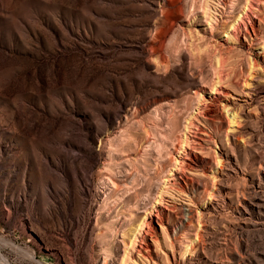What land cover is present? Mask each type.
Instances as JSON below:
<instances>
[{
    "label": "rangeland",
    "instance_id": "374dc122",
    "mask_svg": "<svg viewBox=\"0 0 264 264\" xmlns=\"http://www.w3.org/2000/svg\"><path fill=\"white\" fill-rule=\"evenodd\" d=\"M0 258L264 264V0H0Z\"/></svg>",
    "mask_w": 264,
    "mask_h": 264
},
{
    "label": "bare ground",
    "instance_id": "6f19581e",
    "mask_svg": "<svg viewBox=\"0 0 264 264\" xmlns=\"http://www.w3.org/2000/svg\"><path fill=\"white\" fill-rule=\"evenodd\" d=\"M208 3V2H207ZM207 5V4H206ZM248 5H249V3H248ZM209 5H207L206 7L210 10V8L208 7ZM250 7H251V5H250ZM207 8H206V10H207ZM208 10V11H209ZM247 11H250V8L248 7L247 9H246ZM208 11H205L206 12V14L207 15H211V14H209V13H207ZM212 12V11H211ZM208 18V17H207ZM207 24H212V22L211 21H208V23ZM253 32L255 33L256 32V28H255V26L253 25ZM229 110V109H228ZM230 111V110H229ZM228 111V112H229ZM230 114L232 115V120H231V122H233V119L237 116L236 115V112L234 111V112H230ZM189 123H191V122H189ZM186 141V144H188V141H187V137H186V139H185ZM166 188V187H165ZM182 192V191H181ZM162 201L160 200V201H157V203H161ZM151 214V213H150ZM142 224H144V222H141V226H139V227H137V229L132 233V237H131V242H132V244H133V242H134V240L137 238V234H138V232L136 233V231H138V230H140V229H142ZM148 225H146V227H147ZM145 227V226H144ZM143 227V228H144ZM140 232V231H139ZM136 241V240H135ZM148 245L146 244V249L145 250H147L148 251V253H149V249H148V247H147ZM20 250V249H19ZM146 251V252H147ZM144 255V254H143ZM32 258H33V256H32ZM145 259H147V256H145ZM0 264H11L6 258H0Z\"/></svg>",
    "mask_w": 264,
    "mask_h": 264
}]
</instances>
